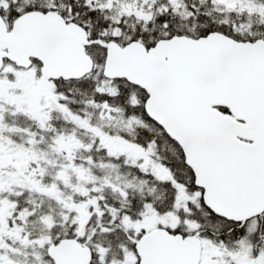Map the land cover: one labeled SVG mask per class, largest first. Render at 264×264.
<instances>
[{
    "label": "snow or ice",
    "instance_id": "6c2138e0",
    "mask_svg": "<svg viewBox=\"0 0 264 264\" xmlns=\"http://www.w3.org/2000/svg\"><path fill=\"white\" fill-rule=\"evenodd\" d=\"M0 264H264V0H0Z\"/></svg>",
    "mask_w": 264,
    "mask_h": 264
}]
</instances>
